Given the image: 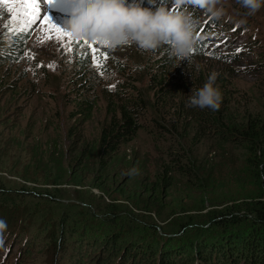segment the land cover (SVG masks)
<instances>
[{"label": "rangeland", "instance_id": "1", "mask_svg": "<svg viewBox=\"0 0 264 264\" xmlns=\"http://www.w3.org/2000/svg\"><path fill=\"white\" fill-rule=\"evenodd\" d=\"M182 1L191 4L190 0ZM74 2L53 0L47 5L41 0V16L27 26L31 35L22 59L4 70L9 79L17 80L14 84L19 93L0 87V120L4 119L0 124V220L4 222L0 227V264H67V250L72 245L64 243L55 251L53 242L72 217L85 226L75 227L82 238L93 234L100 239L105 229L112 228L131 243L170 246L179 242L184 245L190 239L206 242L220 235V229L214 226L219 215L240 220L236 228L250 227L254 208L258 201H264V195L260 196L254 155L246 146L221 142L213 136L190 144L196 125L191 124L185 131L174 129L170 125L174 120L172 111L152 108L142 119L135 138L120 148V158L105 167L101 175L94 174L98 170L95 142L109 118L102 88L113 87L118 79L129 77L135 79L144 96L151 97L145 91V71L161 59L160 55L172 62L163 73H173L177 82L184 79L185 87L195 82L200 88L199 83L214 72L217 82H226L222 88L228 87L238 102L240 117L250 113L264 119V6L247 15L238 0H219L224 14L220 17L223 26L215 30L218 35L207 36L208 41L206 36L197 38L195 51L185 60L171 57L170 46L163 43L151 50L135 43L117 48L96 44L102 64L94 67L91 50L82 41L58 40L54 30L39 22L48 15L52 23L71 30L66 21ZM19 3L12 0L10 5L0 0V42L11 31L22 29L13 20ZM195 8L201 15L195 31L212 29L214 18L205 9ZM103 53H107V60ZM85 57L90 62L91 79L95 77L88 86L95 85L100 99L91 117L84 121L77 115L72 98L78 92L69 96L67 83L76 75L75 58ZM78 80L75 77L76 84H80ZM157 119L186 145L195 173L183 176L172 172L163 199L153 201L142 192L157 182V172L169 157L161 142L165 140L157 139L153 128ZM87 142L81 181H67V173L66 179L51 184L46 174L56 168L71 170L72 160ZM95 176L102 181L100 187L90 184ZM123 178L127 179L119 184ZM89 254L93 257L95 253Z\"/></svg>", "mask_w": 264, "mask_h": 264}, {"label": "trees", "instance_id": "2", "mask_svg": "<svg viewBox=\"0 0 264 264\" xmlns=\"http://www.w3.org/2000/svg\"><path fill=\"white\" fill-rule=\"evenodd\" d=\"M141 3L143 7L152 9L162 5L172 11H186L191 13L197 21L201 18L200 11L195 6L182 0H164L163 2L162 0H155V3H149V0H141ZM220 20L219 18L211 21L212 29L208 27L202 31L199 28L197 32L195 31L193 51L196 49L197 38L206 36L208 41L207 36L218 35L215 30L223 26ZM30 35L31 29L25 27L13 30L1 39L0 87H7L8 92L14 90L19 93L14 84L17 80L9 79L10 75L4 70L22 59L24 47ZM163 44L169 46L168 43ZM165 46L163 48H168ZM220 57L224 56L221 55ZM160 58L158 62L145 71L148 79L145 91L151 93V97L144 96L135 79L129 77L128 79H118L113 87L104 86L102 88V97L109 118L102 125L98 140L95 142L98 170L95 169L94 174L101 175L105 167L120 158V148L127 146L135 138L142 126V119L152 108V110L157 109L158 112L172 111L174 120L170 125L174 129L179 127L185 131L191 124L196 125V134L191 137L190 144L199 143L205 137L213 136L221 142H232L236 145L246 146L249 154L254 155L253 161L256 162L258 181L261 185L260 196L263 197L264 119L250 113L240 117L238 114L240 108L237 106L238 102L236 103L232 92L228 87L222 88L226 82H217V80H215V86L221 92V101L216 110L189 106V98L192 91L199 88L198 84L194 82L191 87L187 88L184 79L177 82L173 73L164 74L163 69L171 66L172 62L169 61L168 56L160 55ZM74 62H76L75 77L79 78L80 84L75 83V77L70 78L67 83L70 85L71 91L69 96H72L73 92H78L77 96L72 97L75 100V111L85 121L91 117L92 110L96 107L100 95H98L95 85L93 87L88 86L92 79L95 80V77L91 79L92 73L89 69L88 58H75ZM206 81L207 79L202 80L199 83L200 87ZM83 82H87L86 85L82 84ZM188 90L189 95H187ZM3 121L4 119L0 120V124ZM153 128L157 132V139L163 138L165 140L161 142L169 157L160 166V171L157 172V182L150 183L142 193L147 194L148 200L158 201L164 197L165 188L171 181L170 174L172 172L183 176H193L195 171L194 161L191 156L186 155L187 147L182 143L181 138L175 136L167 127L162 126L158 119L153 124ZM184 136L180 135V137ZM87 144L88 142L83 146L81 154L76 155L72 160L71 170L62 171V169L56 168L53 172L46 174L47 180L51 184H55L58 180L66 179L68 173L69 179L67 181L76 180L80 182L82 179L80 171H83L82 162L86 159L84 157L85 152L88 151ZM90 146L91 144L88 145V147ZM91 149L94 151V147ZM126 179L123 178L119 184ZM90 184L100 187L102 181L98 176H95ZM2 188L3 181L0 180V192H3ZM257 203L259 205L254 208L256 213L250 227L242 228L239 226L236 228L235 226L241 223L240 220H236V217L232 215L230 219L219 215L217 221H214V226L220 229V235L214 236L206 242H199L198 240L195 242L190 239L184 245H180L179 242L175 246L151 242L131 243L130 240L120 238L112 228L105 229L104 237L102 236L100 239L93 234H88L82 238L80 232L76 233L75 227L78 225L85 229V226L77 224L72 217L63 224L62 230H66L60 232V237L53 242L54 249L55 251L59 250L64 243L72 245L67 250L69 255L67 264H264V201ZM89 252H94V256L90 257L92 254Z\"/></svg>", "mask_w": 264, "mask_h": 264}, {"label": "clouds", "instance_id": "3", "mask_svg": "<svg viewBox=\"0 0 264 264\" xmlns=\"http://www.w3.org/2000/svg\"><path fill=\"white\" fill-rule=\"evenodd\" d=\"M155 3V0H149ZM193 6L205 9L214 19L224 14L219 0H190ZM251 15L264 6V0H238ZM66 23L75 35L107 48L135 43L145 50L169 44V55L178 60L189 58L195 46L198 21L186 11H172L159 5L143 7L141 0H75ZM216 73H211L202 87L192 91L189 106L216 110L221 92L215 86ZM4 226L0 220V227Z\"/></svg>", "mask_w": 264, "mask_h": 264}, {"label": "snow or ice", "instance_id": "4", "mask_svg": "<svg viewBox=\"0 0 264 264\" xmlns=\"http://www.w3.org/2000/svg\"><path fill=\"white\" fill-rule=\"evenodd\" d=\"M4 3L12 4V0H2ZM41 0H20L19 6L16 7L15 14L13 16V20L16 22L17 26L20 28H25L29 24L35 23L37 19L41 16L40 9ZM47 5H51L53 0H44ZM41 24H46L49 26L51 30L57 34V39L68 38L70 40L82 41L84 45H86L92 53L91 62L94 67H100L102 61L100 60L99 50L95 47V42H90L87 39L81 38L72 30H66L55 23H52L51 18L48 15H43V18L39 20ZM51 38V37H49ZM71 50V49H69ZM239 51V49H237ZM107 53H103V59L107 60ZM51 66V65H49ZM103 73L101 72V75Z\"/></svg>", "mask_w": 264, "mask_h": 264}]
</instances>
